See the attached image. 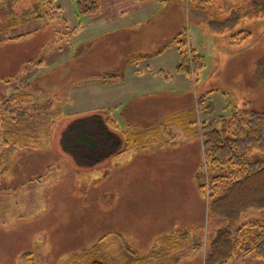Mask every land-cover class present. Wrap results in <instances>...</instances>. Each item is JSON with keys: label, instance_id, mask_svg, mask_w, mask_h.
<instances>
[{"label": "rangeland", "instance_id": "obj_1", "mask_svg": "<svg viewBox=\"0 0 264 264\" xmlns=\"http://www.w3.org/2000/svg\"><path fill=\"white\" fill-rule=\"evenodd\" d=\"M35 1L17 0L13 11L28 10ZM53 2V12L61 5L62 16L71 22L78 19L76 2ZM182 5L189 45L204 56L205 65L199 70L197 84L191 83V90L176 92L179 99L172 96L169 104L163 106H158V101H151L150 116L146 118L157 120L158 114L168 107L179 108L185 114L192 113L193 132L187 135L181 131L178 138L195 136L200 141L199 126L204 121L229 115L238 108L264 111V80L255 76V65L264 57V23L258 25L256 21L264 22V12L252 10L255 9L254 0H182ZM7 9L3 3L0 5V75L13 77L12 81L16 77L31 79L27 90L36 92L32 99L26 100L23 110L26 111L24 115H32V118L18 120L19 124L13 129L18 134L33 133L36 143L16 146L4 141L9 130L4 121L11 113L6 115V107H2L0 264H76L78 260L74 255L87 252L105 232L109 235L100 251L111 260L116 258L114 250L120 245L112 235L124 241L121 245L144 254L151 248L156 234L174 233L177 241L184 243L177 251L176 264H202L210 241L224 219L211 217L206 198L202 195L204 199L200 200L195 191L198 189L192 178L201 162L200 148H171L172 151L169 147L158 148L163 154L150 159L141 154L149 153V148H145L121 156L114 154L104 162L95 163L68 152L61 136L69 122L106 117L101 111L80 108L56 117L61 107L59 103L57 106L55 90L62 89L64 83L60 81L64 77L69 82L74 79L71 70L76 62L59 67L48 63L46 72L36 76L39 74V69L33 67L36 60L44 56L49 57L48 62L55 60L53 52L62 40L49 25L55 22L48 21L45 14L43 22L24 19L23 24L1 32L7 22ZM35 28L39 30L35 32ZM241 30L245 31L238 35ZM11 31L31 34L10 40L8 33ZM232 35L238 36L233 39ZM35 76L38 82L32 83ZM15 82L0 81V96L9 94L19 84ZM41 89L45 94L37 93ZM203 94L207 101L210 100L211 110L208 106L196 107L195 97ZM86 102L95 105L97 100L86 99ZM34 104L49 107L40 115L42 108ZM208 109L210 112H206ZM112 112L121 129L125 128L126 120L130 118L120 116L118 110ZM176 124L173 122L172 128L181 129ZM262 218L264 210L256 209L250 210L243 219ZM26 252L30 254L24 256ZM174 262L172 259V264ZM153 263L155 261H151ZM228 264H264V260L253 253L237 252Z\"/></svg>", "mask_w": 264, "mask_h": 264}, {"label": "trees", "instance_id": "obj_2", "mask_svg": "<svg viewBox=\"0 0 264 264\" xmlns=\"http://www.w3.org/2000/svg\"><path fill=\"white\" fill-rule=\"evenodd\" d=\"M40 1L43 9L46 8L41 11L42 19L47 14V20L55 22L49 23L52 31L59 37L58 39L67 41L76 29L69 27L67 20L61 15V5L53 12L55 8L53 0ZM73 1L76 2L79 15L92 16L101 11L102 0ZM254 4L253 11L264 12V0H254ZM244 31H239L238 35ZM247 32L251 35L249 31ZM238 35H232V38ZM23 36H15L12 39ZM188 40L189 35L187 36L186 31L180 33L176 39L179 51L177 70L198 81L199 70L205 65L204 56L198 54L189 45ZM255 76L264 80V57L260 58L255 65ZM0 81L10 82L11 80L1 76ZM29 84L27 81H22L10 94L0 96V113L3 111L2 107H6V115L11 113L4 121L9 130L8 136L5 133L6 137L3 138L11 145L30 144L32 146L36 143L33 140L35 139L33 133L19 132L18 134L13 129L15 124L32 118V115H24L26 111L23 110L26 100L32 99L34 95L32 91L27 90ZM24 90L26 92L22 93L21 91ZM205 95L198 97L196 107L200 108L203 105L211 110V102L207 101ZM37 107L42 108L41 115L45 114L49 106L45 104ZM209 109L206 112H210ZM57 113L59 114L55 116L59 118L62 110L58 109ZM190 116H193L192 113L175 112L155 127H146L141 131H120L113 117L108 116L104 119V117L94 116L91 119L69 122L62 132L61 140L65 143L68 152L71 151L88 163H95L114 154L121 156L133 148L169 145L179 139V132L172 128L173 122H176V125L187 134L193 132L191 125L194 121H191ZM92 119L94 120L91 122ZM199 133L202 140V159L195 185L199 193L207 200L209 215L224 219V225L217 229L210 241L202 264H228L237 252L253 253L264 260V219L247 221L243 219L250 210H264V111L255 108L235 109L229 115L204 121L199 126ZM108 235L109 233L99 236L97 242L84 254H75L78 260L76 264H151V261H155L153 264H172V259L176 264L179 259L176 255L177 251L184 245L177 241L176 235L166 234L156 239L151 249L143 254L137 249L129 248L128 245H121V241L112 235L120 245H117L114 250L116 258L111 260L100 251ZM27 254L30 253L26 252L24 256ZM82 257L85 261L81 259Z\"/></svg>", "mask_w": 264, "mask_h": 264}, {"label": "crops", "instance_id": "obj_3", "mask_svg": "<svg viewBox=\"0 0 264 264\" xmlns=\"http://www.w3.org/2000/svg\"><path fill=\"white\" fill-rule=\"evenodd\" d=\"M15 1L17 2V0H6L5 2L0 0L8 7L7 11L9 13L6 15L7 22L3 25L4 28L1 29V32H4L5 29L12 30L25 21H38L39 19L43 22L42 16H40V9H42L40 0H36L28 10L13 11L16 6ZM171 2H173L172 5ZM75 14L78 16V19L74 18L75 22H71L63 16L67 20L68 26L76 29V32L67 41L61 40L59 42L58 48L52 55L55 60L48 62L49 57L44 56V58H40L33 63V67L39 69V74H35L37 76L42 72H46L49 66L48 63H55V67H59L76 62L71 70V74L75 75L74 79L69 82L64 77L60 81L62 84L64 83L62 89L55 90L59 94L55 93V100H58L57 106L59 103L63 115L76 111L75 108H80L85 111H87L86 109L96 110V112L101 111V114L106 118L108 116L114 118L112 110H118L120 116L126 115L130 118L126 120L127 124L123 129H121L119 121L114 118L120 131H141L146 127H155L170 114L180 111L185 112L179 110V108L172 109L168 107L158 114L159 119L151 121L153 119L146 118V116H150L151 104L149 103L151 101H158V106L169 104L170 97L176 96V99H179L177 91H189L191 90V83H196L190 75L177 70L179 51L176 39L184 31L186 23V13H184L182 0H143L140 2L102 0L99 14L92 16L79 15L77 11H75ZM61 15H63L62 12ZM79 16L84 19H80ZM256 22L258 25L264 23H261V21ZM202 26L208 32L207 28L204 25ZM38 30L35 28L34 31L37 32ZM29 33L11 31L8 33V38L13 40L12 37L19 35H24L22 37L24 38L31 34ZM194 49L198 53V50ZM97 51L99 52L98 55L96 54ZM2 77H8L11 80L4 83L10 84L14 81L19 84L22 81L31 83V79L20 80L16 77L12 81L13 77ZM36 80H38V77L34 81L32 80V83L38 82ZM15 87L11 89L9 94ZM35 92L32 93L35 94ZM37 93L39 95L45 94L42 89ZM174 93L176 94L173 95ZM198 97H195L196 105ZM86 99H95L97 103L95 105L89 102L84 103ZM177 131L179 134L184 132L182 128ZM169 145L163 147L150 146L147 147L149 153L141 154H145L150 159L163 154L158 148L169 147L172 151V149L195 147L200 148L199 154L200 159H202L201 137L200 141L195 139V136L185 137L175 140ZM145 148H133L130 153ZM185 153L187 154V152ZM108 158H104L102 162ZM198 170L199 168L193 172V180L196 179ZM195 191L199 194V199L203 200L202 194L198 190ZM197 193L195 192L196 196ZM104 234H107V232ZM162 235L156 234L151 242L152 245ZM116 242L119 241L116 240ZM123 243L124 241L121 242V244ZM149 249H147V252ZM139 253L142 252L139 251Z\"/></svg>", "mask_w": 264, "mask_h": 264}, {"label": "bare ground", "instance_id": "obj_4", "mask_svg": "<svg viewBox=\"0 0 264 264\" xmlns=\"http://www.w3.org/2000/svg\"><path fill=\"white\" fill-rule=\"evenodd\" d=\"M227 218V217H226ZM224 225V224H223ZM227 226V225H226ZM214 237V236H213Z\"/></svg>", "mask_w": 264, "mask_h": 264}]
</instances>
